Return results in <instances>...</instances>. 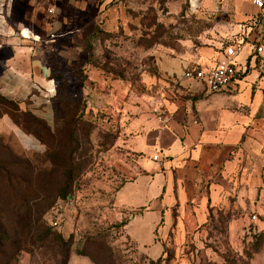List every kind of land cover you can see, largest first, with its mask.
<instances>
[{
  "label": "rangeland",
  "instance_id": "1",
  "mask_svg": "<svg viewBox=\"0 0 264 264\" xmlns=\"http://www.w3.org/2000/svg\"><path fill=\"white\" fill-rule=\"evenodd\" d=\"M121 5L125 26L106 31L102 19L83 42L57 43L48 53L56 87L50 134L30 113L17 114L38 148L0 136V168L32 181L24 202L2 221L8 235H0V264H151L126 236L133 211L115 202L141 171L131 142L145 132L155 104L170 99L172 83L156 72L150 48L182 50L183 37L199 45L215 19L201 1L195 9L188 0ZM227 196L231 203L208 210L205 221L173 212L167 229L155 232L163 239L161 264H264V185L256 204ZM140 225L128 230L145 235ZM150 251L160 254L158 245Z\"/></svg>",
  "mask_w": 264,
  "mask_h": 264
},
{
  "label": "crops",
  "instance_id": "2",
  "mask_svg": "<svg viewBox=\"0 0 264 264\" xmlns=\"http://www.w3.org/2000/svg\"><path fill=\"white\" fill-rule=\"evenodd\" d=\"M111 1L0 0V97L15 104L0 101V136L14 137L25 150L38 148L17 114L53 124L56 87L48 53L57 43L83 42L102 19L106 31L124 25L121 2ZM200 1L215 21L199 45L183 37L182 50L163 43L150 48L156 72L172 83L170 99L159 104L169 120L161 124L155 114L133 139L141 171L115 196L120 208L133 211L126 236L153 260L164 253L155 232L167 229L173 212L205 221L208 210L231 203L228 194L233 202L256 204L264 185V20H255L259 12L250 0ZM235 43L243 46L233 58L238 75L226 90L210 93L183 77L187 68L206 70L224 62L225 47ZM137 220L145 235L128 230ZM157 245L155 257L150 248Z\"/></svg>",
  "mask_w": 264,
  "mask_h": 264
},
{
  "label": "built area",
  "instance_id": "3",
  "mask_svg": "<svg viewBox=\"0 0 264 264\" xmlns=\"http://www.w3.org/2000/svg\"><path fill=\"white\" fill-rule=\"evenodd\" d=\"M250 1L259 12V16L255 18V20H257V22L264 20V0ZM188 4L190 9H195L200 5V0H195V3H193V0H188ZM242 47L243 46L241 43H235L226 46L224 50V56L226 60L224 62H219L214 67L206 70L187 68L182 75L185 79L194 80L198 86V89L206 88V90L210 93L222 92L223 90L229 88L237 78L238 71L235 64L233 63V58L242 51ZM261 50L262 45L257 47L258 52ZM153 111L155 114H157V120L159 123L165 124L168 122L169 116L163 112L161 105L155 104ZM152 159L158 160L159 156L154 155Z\"/></svg>",
  "mask_w": 264,
  "mask_h": 264
},
{
  "label": "trees",
  "instance_id": "4",
  "mask_svg": "<svg viewBox=\"0 0 264 264\" xmlns=\"http://www.w3.org/2000/svg\"><path fill=\"white\" fill-rule=\"evenodd\" d=\"M122 1L123 0H112L109 5L119 4ZM0 101L10 106L15 105L13 102L4 100L1 97ZM32 120H34L46 134H50L51 128L49 126L45 125V123L34 116H32ZM28 177L20 173H10L5 169L0 168V235H8L6 233L8 228H4V222L2 221L9 220L10 212L13 210L11 207H16V205L23 203L24 196L28 191H31L32 181H30ZM42 188L45 189V187ZM162 256L155 261L152 259L150 261L151 264H161L163 261Z\"/></svg>",
  "mask_w": 264,
  "mask_h": 264
},
{
  "label": "bare ground",
  "instance_id": "5",
  "mask_svg": "<svg viewBox=\"0 0 264 264\" xmlns=\"http://www.w3.org/2000/svg\"><path fill=\"white\" fill-rule=\"evenodd\" d=\"M193 3H195V0H193Z\"/></svg>",
  "mask_w": 264,
  "mask_h": 264
}]
</instances>
